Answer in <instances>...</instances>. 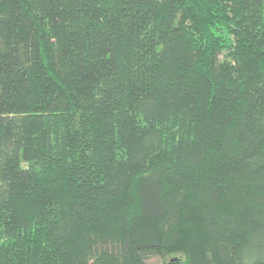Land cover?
<instances>
[{
  "label": "trees",
  "instance_id": "1",
  "mask_svg": "<svg viewBox=\"0 0 264 264\" xmlns=\"http://www.w3.org/2000/svg\"><path fill=\"white\" fill-rule=\"evenodd\" d=\"M264 264V0H0V264Z\"/></svg>",
  "mask_w": 264,
  "mask_h": 264
},
{
  "label": "rangeland",
  "instance_id": "2",
  "mask_svg": "<svg viewBox=\"0 0 264 264\" xmlns=\"http://www.w3.org/2000/svg\"><path fill=\"white\" fill-rule=\"evenodd\" d=\"M160 262V259L157 257H152L147 260L148 264H158Z\"/></svg>",
  "mask_w": 264,
  "mask_h": 264
}]
</instances>
